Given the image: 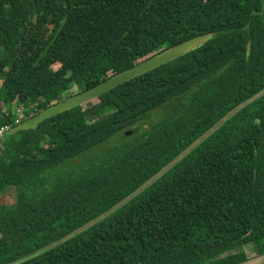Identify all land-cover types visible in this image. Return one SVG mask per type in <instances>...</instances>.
Returning a JSON list of instances; mask_svg holds the SVG:
<instances>
[{"label":"trees","instance_id":"1","mask_svg":"<svg viewBox=\"0 0 264 264\" xmlns=\"http://www.w3.org/2000/svg\"><path fill=\"white\" fill-rule=\"evenodd\" d=\"M205 34L11 131L16 109L22 122ZM263 90L264 0H0V125H10L0 264H238L264 253Z\"/></svg>","mask_w":264,"mask_h":264},{"label":"water","instance_id":"2","mask_svg":"<svg viewBox=\"0 0 264 264\" xmlns=\"http://www.w3.org/2000/svg\"><path fill=\"white\" fill-rule=\"evenodd\" d=\"M196 38V36L192 37L158 55L146 58L135 64L134 66L129 67L112 77H109L108 79L96 84L91 88L68 96L63 100L42 109L34 116L18 123L14 128L11 129V131L14 132L20 129L34 128L38 125V123H40L47 117L54 116L64 109H69L78 104H82L88 100H91L92 98L99 96L103 92H106L109 89L116 87L117 85L126 82L137 75H140L156 66H159L173 58L180 56L181 54L186 53L187 51H189L190 47L193 46V44L197 41ZM223 121L224 120L222 119L221 121L216 123L215 127L219 126ZM238 264H264V253L258 254Z\"/></svg>","mask_w":264,"mask_h":264},{"label":"rangeland","instance_id":"3","mask_svg":"<svg viewBox=\"0 0 264 264\" xmlns=\"http://www.w3.org/2000/svg\"><path fill=\"white\" fill-rule=\"evenodd\" d=\"M197 38H196V42L193 44V46H191L190 47V49L189 50H191L192 48H194L195 46H197L198 44H200V43H202L203 41H205L206 39H208L209 38V35H198V36H196ZM159 113L160 112H157L156 113V116L157 115H159ZM19 116V115H18ZM158 117V116H157ZM157 117H155V118H157ZM153 119V118H152ZM151 119H149V118H147V120L146 121H144V122H146L144 125L145 126H147L148 124H147V122H149ZM10 200V198H0V202H2V201H9ZM4 237H5V239L6 240H11V239H13V238H16V236L15 235H13V234H11V235H4Z\"/></svg>","mask_w":264,"mask_h":264},{"label":"built area","instance_id":"4","mask_svg":"<svg viewBox=\"0 0 264 264\" xmlns=\"http://www.w3.org/2000/svg\"><path fill=\"white\" fill-rule=\"evenodd\" d=\"M17 112V117L15 120V124H18L20 122V108L16 109ZM19 115V116H18ZM10 130V125L9 124H3L0 125V138L3 137L4 133Z\"/></svg>","mask_w":264,"mask_h":264},{"label":"clouds","instance_id":"5","mask_svg":"<svg viewBox=\"0 0 264 264\" xmlns=\"http://www.w3.org/2000/svg\"><path fill=\"white\" fill-rule=\"evenodd\" d=\"M20 122H21V121H20ZM20 122H19V123H20ZM16 125H17V124H16Z\"/></svg>","mask_w":264,"mask_h":264}]
</instances>
